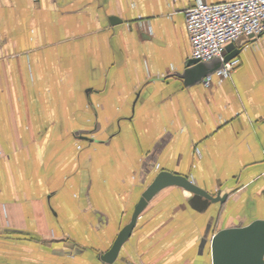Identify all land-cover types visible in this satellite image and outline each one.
I'll use <instances>...</instances> for the list:
<instances>
[{"label":"crops","instance_id":"obj_1","mask_svg":"<svg viewBox=\"0 0 264 264\" xmlns=\"http://www.w3.org/2000/svg\"><path fill=\"white\" fill-rule=\"evenodd\" d=\"M197 1L236 0H0V264H106L161 170L226 198L161 189L113 264H211L212 234L264 219V35L185 87Z\"/></svg>","mask_w":264,"mask_h":264},{"label":"water","instance_id":"obj_2","mask_svg":"<svg viewBox=\"0 0 264 264\" xmlns=\"http://www.w3.org/2000/svg\"><path fill=\"white\" fill-rule=\"evenodd\" d=\"M113 21H115L113 19ZM234 43L225 47L223 60L226 62L236 55ZM223 61L215 57L207 61L189 58L185 68L181 71H173L169 76H175L182 80L185 87L193 86L201 82L202 78L220 68ZM178 186L192 193L189 203L199 211L207 208L209 203L222 202L226 195L216 193L212 195L205 189L195 184L184 175L161 170L142 192L138 202L134 206L130 220L116 235L113 244L100 258L103 263L113 264L119 253L120 247L128 239L136 225L138 215L147 202L161 189L167 186ZM207 238H203L201 246H204ZM209 240L211 264H264V219H254L244 226L221 228L211 235Z\"/></svg>","mask_w":264,"mask_h":264},{"label":"built area","instance_id":"obj_3","mask_svg":"<svg viewBox=\"0 0 264 264\" xmlns=\"http://www.w3.org/2000/svg\"><path fill=\"white\" fill-rule=\"evenodd\" d=\"M184 14L191 58L207 61L220 57L223 61L220 68L202 78L204 87L211 86L214 80L228 78L239 65L237 56L223 60L226 45L241 38L251 40L264 35V0L197 1Z\"/></svg>","mask_w":264,"mask_h":264}]
</instances>
